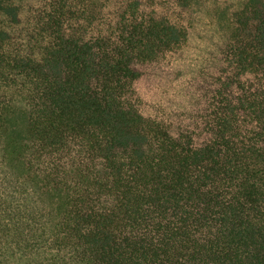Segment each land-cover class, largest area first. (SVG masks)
Instances as JSON below:
<instances>
[{
	"label": "trees",
	"instance_id": "16d2710c",
	"mask_svg": "<svg viewBox=\"0 0 264 264\" xmlns=\"http://www.w3.org/2000/svg\"><path fill=\"white\" fill-rule=\"evenodd\" d=\"M0 264H264V0H0Z\"/></svg>",
	"mask_w": 264,
	"mask_h": 264
}]
</instances>
